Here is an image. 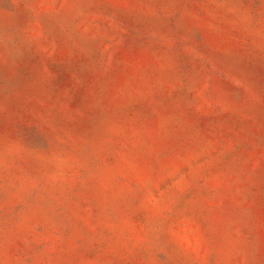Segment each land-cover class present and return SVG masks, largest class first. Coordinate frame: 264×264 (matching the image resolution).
<instances>
[{
	"label": "rangeland",
	"instance_id": "374dc122",
	"mask_svg": "<svg viewBox=\"0 0 264 264\" xmlns=\"http://www.w3.org/2000/svg\"><path fill=\"white\" fill-rule=\"evenodd\" d=\"M0 264H264V0H0Z\"/></svg>",
	"mask_w": 264,
	"mask_h": 264
}]
</instances>
